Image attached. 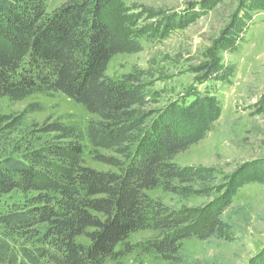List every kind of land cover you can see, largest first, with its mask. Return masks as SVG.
<instances>
[{
	"label": "trees",
	"instance_id": "1",
	"mask_svg": "<svg viewBox=\"0 0 264 264\" xmlns=\"http://www.w3.org/2000/svg\"><path fill=\"white\" fill-rule=\"evenodd\" d=\"M263 11L264 0H239L212 52L235 51L253 13ZM192 16L163 25L186 28ZM134 25L123 0H68L52 14L46 0H0V102L59 93L92 117L86 130L49 119L37 131L38 146L0 159V196L28 197L24 206L0 215V264L116 262L123 255L118 248L144 231L151 236L140 245L143 252L167 264H193L185 242L225 238L230 231L223 215L239 189L264 182L252 176L264 171L261 165L243 167L220 187L216 170L174 162L206 138L222 107L193 91L189 103L153 108L157 102L141 77L111 79L115 56L143 50ZM198 72L201 83L233 74L217 60ZM258 107L264 111V95ZM4 120L0 115V134L13 124ZM85 140L108 170L86 164ZM158 189L181 198L219 197L203 210H177L148 195ZM81 237L89 244L78 242ZM250 264H264V252Z\"/></svg>",
	"mask_w": 264,
	"mask_h": 264
},
{
	"label": "rangeland",
	"instance_id": "2",
	"mask_svg": "<svg viewBox=\"0 0 264 264\" xmlns=\"http://www.w3.org/2000/svg\"><path fill=\"white\" fill-rule=\"evenodd\" d=\"M67 1L46 0L48 13L52 14ZM123 1L134 15L132 32L143 50L138 54L115 56L107 75L115 81L126 75L141 77L147 92L157 102L153 108H163L173 102L189 103L193 100L189 96L193 91L214 97L222 107L221 118L206 138L176 156L174 162L181 167L216 170L220 187L243 167L264 166V111L258 107L264 95V15L256 18L258 12L253 13L254 18L238 40L235 51L213 53V43L238 9L239 0ZM185 15H194L186 28L164 27V22L172 17ZM212 60L219 61L222 70H231L233 74L226 81L198 82L199 68ZM0 115L5 117L3 124L13 123L0 134V159L38 146L41 136L37 131L49 119L82 130L87 129L92 119L83 105L59 93L34 95L19 103L3 99ZM84 152L89 167L100 171L109 169L95 161L88 140L84 142ZM261 171H254L252 176L264 177ZM244 173L249 175L248 168ZM148 195L177 210H203L219 197L213 194L210 198L198 195L181 198L161 189ZM27 198L21 192L0 196V215L24 206ZM223 218L230 231L225 238L185 242L190 262L250 264L264 252V182L239 189ZM150 236L148 231L131 235L127 246L118 248L123 254L120 259L107 264H167L159 256L141 250L140 245ZM78 242L89 244L84 237Z\"/></svg>",
	"mask_w": 264,
	"mask_h": 264
},
{
	"label": "crops",
	"instance_id": "3",
	"mask_svg": "<svg viewBox=\"0 0 264 264\" xmlns=\"http://www.w3.org/2000/svg\"><path fill=\"white\" fill-rule=\"evenodd\" d=\"M262 15H264V11L263 12H258V14H256L255 17L258 18L259 16H262Z\"/></svg>",
	"mask_w": 264,
	"mask_h": 264
}]
</instances>
